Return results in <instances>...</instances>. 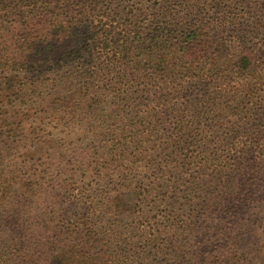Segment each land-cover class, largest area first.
Listing matches in <instances>:
<instances>
[{
	"label": "trees",
	"instance_id": "16d2710c",
	"mask_svg": "<svg viewBox=\"0 0 264 264\" xmlns=\"http://www.w3.org/2000/svg\"><path fill=\"white\" fill-rule=\"evenodd\" d=\"M222 4V0H0V83L8 90L5 97L13 102L18 90L30 88L40 100L36 106L46 103L57 124L79 116L95 132L93 110L104 107L132 114L140 109L136 107L152 103L161 112L163 105L177 104L181 98L177 95L197 80L242 81L237 100L207 91L205 109L196 107L189 122L178 105L173 110L183 116L176 125L189 129L196 125L198 132L206 119L226 116L225 110L239 106L242 136L239 166L232 163L235 183L229 187L222 180L230 163L226 171L219 163L210 165L211 173L204 170L198 179L209 200L199 203L205 211L200 217L182 218L183 211L177 213L178 224L150 226L157 232V243L148 236L141 246L146 255L136 262V245L126 250L113 247L112 237L96 227L88 213L78 212V202H83L80 185L77 191L65 188L49 203L42 202L47 207L62 199L59 217L53 221L44 218L39 207L27 206L33 189L47 187L48 178L57 177L47 166L16 176L7 186L0 179V264H264V99L257 93L264 86V0H229L227 7H239V15L233 16L224 13L228 9ZM228 23H238L239 30L230 31ZM256 99L263 105L253 111ZM14 130L0 122V136ZM88 154L79 151L66 168L84 177L92 164H98ZM51 167L62 169V161ZM141 189L125 185L122 202L131 204ZM258 199L260 207L254 205ZM236 204L238 208H231ZM117 214L121 212L114 217ZM118 220L123 223V218ZM130 225L140 237L138 229L144 227ZM114 228L108 225V230Z\"/></svg>",
	"mask_w": 264,
	"mask_h": 264
},
{
	"label": "rangeland",
	"instance_id": "374dc122",
	"mask_svg": "<svg viewBox=\"0 0 264 264\" xmlns=\"http://www.w3.org/2000/svg\"><path fill=\"white\" fill-rule=\"evenodd\" d=\"M222 1L224 9H228L224 13L239 15L238 6L232 10L227 7L229 0ZM228 24L227 29L230 31L236 28L239 30L238 23ZM234 32L229 33L233 35ZM3 86L0 83V122L15 130L5 137L0 136L1 181L6 182L7 186L18 175L35 174L50 166L55 175L58 173L57 177L48 178L47 187L33 189L28 195L30 201L26 203L27 206L39 207L43 217L53 221L59 217L62 199L60 203L59 197L54 199L47 207L42 202L47 199L49 203L54 195L64 192L65 188L77 191L76 186L80 185L79 195L83 202H78V212L88 213L93 224L115 241L113 247L122 246L126 250L128 246L136 245V262L146 255L141 248L145 245L146 238L156 236V230L150 226L162 228L163 225L178 224L180 216L177 213L182 214L183 211L182 218L190 214L198 218L205 212L198 205L204 199L208 201L209 195L200 186V179L204 170L208 173L213 171L211 164L219 163L226 171L230 163L229 171L222 176V180L229 187L235 183V180H231L232 163L239 166V140L242 136V133L239 134V106L237 109L231 106L225 110L223 114L228 112L226 116L221 114L218 118L206 119L198 132L195 130V127L198 128L196 125L191 126V131L186 125H176V120L183 116H178L180 113H174L173 110L178 105L185 112L180 115H184L185 121L189 122L196 107L205 109L203 98L207 97V91L214 92L217 96H225L226 93V96L230 95L237 100L242 86L240 79L229 77L210 82L197 80L187 84L182 93L177 95L181 97L177 104H165L161 112L152 103L136 107L140 109L132 114L126 110L111 112L104 107L93 110L95 132L79 116L72 118L69 123L70 119L65 125L55 123L54 113L46 103L41 102L40 106H36L35 102L40 100L30 88L18 90V98L8 102L5 97L8 90ZM257 93L263 100L264 86L257 89ZM175 102L176 100L173 101ZM27 105L33 107L26 109ZM262 105L263 102L259 101L253 111ZM59 121L61 123L63 120ZM111 144L113 151L110 150ZM79 151L89 153L94 162L98 163L92 164L82 178H79L80 173H75L72 167L66 168V164H72L73 159L79 156ZM24 159H29V162L23 161ZM59 159L62 161V169L51 167ZM234 178L239 179L237 176ZM125 185L142 188V192L139 190V198H134L131 204L123 203L122 195L120 196L121 191H126ZM52 186L54 190L51 191ZM209 190L215 193L216 189ZM135 191L137 193L138 189ZM261 203L258 199L254 205L260 207ZM238 207L239 204H236L231 208ZM117 212L121 214L114 217ZM140 212L142 215H139ZM238 212L239 210L236 213ZM174 215L177 216L176 219ZM120 218H123V223L117 221ZM126 221L128 226L124 225ZM109 224L115 225L113 231L108 230ZM130 224L144 227L141 228L145 231L144 235L138 229V237ZM154 243H157L155 238ZM126 255L128 259L133 258L127 252Z\"/></svg>",
	"mask_w": 264,
	"mask_h": 264
}]
</instances>
